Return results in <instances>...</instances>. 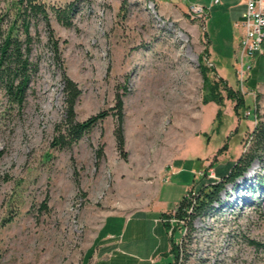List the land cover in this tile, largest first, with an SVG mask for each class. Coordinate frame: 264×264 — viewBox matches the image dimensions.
Here are the masks:
<instances>
[{
    "label": "rangeland",
    "instance_id": "rangeland-1",
    "mask_svg": "<svg viewBox=\"0 0 264 264\" xmlns=\"http://www.w3.org/2000/svg\"><path fill=\"white\" fill-rule=\"evenodd\" d=\"M12 1L0 0V13ZM41 1L64 7L74 0ZM214 1H79L71 28L52 16L49 28L38 23L31 53L38 73L23 107L0 92V264H165L177 243L179 264H264V159L227 183L219 204L184 236L183 222L156 229L166 221L160 213L173 214L203 178L219 181L210 173L237 161L256 123H264V57L250 59L243 83L237 76L234 23L244 0ZM189 5L203 7L205 20L191 18ZM200 57L209 80L221 78L245 100L239 117L229 99L219 118V106L204 102ZM64 77L81 91L75 121L107 116L57 150L51 141L66 116ZM136 210L141 219L107 243L96 241L107 216Z\"/></svg>",
    "mask_w": 264,
    "mask_h": 264
},
{
    "label": "trees",
    "instance_id": "trees-1",
    "mask_svg": "<svg viewBox=\"0 0 264 264\" xmlns=\"http://www.w3.org/2000/svg\"><path fill=\"white\" fill-rule=\"evenodd\" d=\"M79 1L86 2L87 0H74L64 7L46 4L41 0H13L5 12L0 13V92L11 106L18 109L23 107L29 86L38 73V64L31 58L32 47L38 40L37 34L34 33L38 23H43L45 27L49 28L50 16H52L61 26L71 28L76 14L74 2ZM4 20H7L5 26ZM50 43L53 52L57 54L58 43L51 39ZM199 66L203 82L208 90L209 99L204 102L210 100L219 106L216 112V117L219 118L222 115L221 107L224 104V99H229L234 102L233 113L239 117L240 109L245 107V100L239 95V91H233L221 78L216 81L209 80L208 73L211 70L203 65L202 57L199 59ZM63 93L66 116L62 123L55 126V135L51 141V147L57 150L75 145L107 116L106 112H100L82 122L75 121L74 107L81 91L76 83L64 77ZM223 93L225 96L222 95ZM114 110H116L115 114L118 118L114 136L117 148L121 151L124 138L120 125L123 118V103L120 97L116 99ZM248 142V148L237 161L231 163L219 175L214 172L219 181L209 179L205 183L203 178L195 194L193 193L190 199L188 195L192 191L184 196L173 214L161 215V219H166L163 224L168 230H174V228H170L169 220H175L177 223L183 222L185 223L184 227L182 226L184 236L187 229L191 230L195 219L207 215L214 210V205L219 204L220 194L227 183L241 177L253 161L264 159V123H256ZM225 148L226 146L218 153ZM215 160L214 158L213 162ZM204 174L205 177L208 176L206 171ZM100 237L96 241H99ZM179 249L180 243L171 244L168 254L172 259L165 264H179ZM93 251L94 244L88 257L93 254Z\"/></svg>",
    "mask_w": 264,
    "mask_h": 264
},
{
    "label": "built area",
    "instance_id": "built-area-1",
    "mask_svg": "<svg viewBox=\"0 0 264 264\" xmlns=\"http://www.w3.org/2000/svg\"><path fill=\"white\" fill-rule=\"evenodd\" d=\"M216 2L217 0L214 1V3ZM187 10L191 18L205 20L206 14L203 7L189 5ZM234 27L238 30L237 76L240 83H243L252 69L250 59L255 55L264 57V0H245L244 10ZM210 177L216 179L213 171L210 173Z\"/></svg>",
    "mask_w": 264,
    "mask_h": 264
},
{
    "label": "crops",
    "instance_id": "crops-1",
    "mask_svg": "<svg viewBox=\"0 0 264 264\" xmlns=\"http://www.w3.org/2000/svg\"><path fill=\"white\" fill-rule=\"evenodd\" d=\"M244 2H245V0H244ZM243 10H244V3L242 4L241 12L237 16L235 23L240 19V16H241V13L243 12ZM235 23H234V25H235ZM170 174L176 175L177 170L175 169V171L170 172ZM173 211L174 210H172L170 212H173ZM168 213L169 212H166V213L164 212V214H168ZM138 214H139V212L136 210L129 215H124V214L120 213V214H116V215L107 216L105 218L103 224L100 227V231H99L100 235L98 234V237H97V238H99L101 236L99 239L100 243H102V242L107 243V241L109 239H111V237H113V235H117V234L120 235L119 233L121 232L123 225L126 222L129 223L133 218H136V216ZM161 215H162V213H160V217H161ZM136 219L138 220L141 218H136ZM159 224H161L163 227H165L164 224L161 222V223H157L156 229L159 228ZM118 226H120V228H118L119 231H118V233H116V232H114V229H115V227H118ZM159 231H161V228H159ZM113 233H115V234H113ZM100 245H102V244H100Z\"/></svg>",
    "mask_w": 264,
    "mask_h": 264
}]
</instances>
